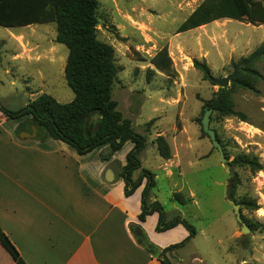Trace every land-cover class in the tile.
<instances>
[{
  "label": "rangeland",
  "instance_id": "1",
  "mask_svg": "<svg viewBox=\"0 0 264 264\" xmlns=\"http://www.w3.org/2000/svg\"><path fill=\"white\" fill-rule=\"evenodd\" d=\"M203 1L99 0L98 37L115 51L119 71L112 97L134 131L147 139L139 157L142 169L155 174L151 197H158L167 221L180 216L196 229L193 239L174 255L167 254L169 260L173 264H264V58L254 64L262 76L254 80V90L233 83L227 87L235 110L247 120L211 113L210 127L229 154L226 162L201 125L205 103L219 87L193 64L195 59L205 61L215 78L231 75L241 58L264 44V25L221 19L176 34ZM56 36L55 23L0 26L3 106L19 110L43 93L60 103L74 99L65 78L69 50L56 42ZM165 46L173 62L169 74L150 62ZM19 126L22 134H32L34 126L27 119L19 120ZM20 132L17 137H22ZM5 133L7 124L0 126L2 141ZM159 136L170 146L173 176L166 175L163 165L167 162L157 153ZM3 147L0 142V151ZM238 156L256 157L263 170L231 168L229 162ZM234 172L239 185L231 192L229 181ZM179 192L188 199L184 205L172 199ZM227 199L240 205L249 232L242 233Z\"/></svg>",
  "mask_w": 264,
  "mask_h": 264
},
{
  "label": "trees",
  "instance_id": "2",
  "mask_svg": "<svg viewBox=\"0 0 264 264\" xmlns=\"http://www.w3.org/2000/svg\"><path fill=\"white\" fill-rule=\"evenodd\" d=\"M99 6V0H0L1 27L21 28L34 24H56V42L65 45L69 50L65 78L75 95L71 102L60 103L51 95L43 93L19 110H10L0 102V112L7 120L27 119L28 123L37 128V140L51 138L65 142L75 148L80 155L108 146L109 153L102 156L103 159H107L121 150L127 142H131L133 148L127 154V163L122 168L120 177L125 182L127 197L145 181L140 222L157 212L158 232L181 224L188 230L189 236L180 243L161 248L151 241L140 224L132 223L131 231L148 253L157 256L163 264H173L167 254L182 248L193 239L196 236V229L180 216L167 221L163 205L158 201H150L151 191L155 186V174L142 169L139 157L147 146V139L134 131L131 120L123 116L118 109V102L112 97L119 69L114 48L98 37ZM221 19L264 25V0H204L178 27L176 34ZM261 58H264V44L249 56L240 59L237 65H240L239 71L233 86L240 85L242 88L254 90V80L262 79L254 64ZM150 62L159 71L168 74L173 71V62L167 46L159 50ZM193 64L208 78L210 69L205 61L195 59ZM205 106L212 108L222 118L237 116L242 121L247 120L243 113L235 110L231 90L228 88H219ZM151 123L152 121L149 122ZM22 126H18L17 134L22 130ZM217 139L224 151L225 145L218 134ZM157 145L161 157L170 160L172 158L170 146L163 136L158 137ZM224 153L227 159L229 154L227 151ZM229 166L249 168L254 173L263 170L256 157L238 156L229 162ZM137 170H140V174L134 179ZM238 185L239 177L234 172L229 181L230 191L233 192ZM172 199L182 205L188 202L180 192L174 193ZM0 241L15 264H26L1 226Z\"/></svg>",
  "mask_w": 264,
  "mask_h": 264
},
{
  "label": "crops",
  "instance_id": "3",
  "mask_svg": "<svg viewBox=\"0 0 264 264\" xmlns=\"http://www.w3.org/2000/svg\"><path fill=\"white\" fill-rule=\"evenodd\" d=\"M5 124L0 226L26 264H163L139 244L130 225L140 224L161 248L189 236L181 224L158 232L157 212L140 222L145 181L127 197L120 177L131 142L103 159L108 146L80 155L59 140L17 137L19 120H7L0 112V126ZM165 161L166 175L173 176L172 159ZM139 174L137 170L134 179ZM0 264H15L1 241Z\"/></svg>",
  "mask_w": 264,
  "mask_h": 264
},
{
  "label": "water",
  "instance_id": "4",
  "mask_svg": "<svg viewBox=\"0 0 264 264\" xmlns=\"http://www.w3.org/2000/svg\"><path fill=\"white\" fill-rule=\"evenodd\" d=\"M238 70H239V66L235 67L234 72L227 77L215 78L211 74H209L208 78L210 79L212 83L217 85L219 88H227L231 83L234 82ZM212 112H213V109L210 108L209 106L205 108V113L201 120L202 130L205 134H207L210 137L213 145L218 148L222 162H226L227 159L225 157L222 144L217 139L216 131L210 127ZM35 137H37V128L35 126L32 129V134L24 133V135H22V138H35ZM227 201L228 203L232 205L236 219L241 224L242 233L249 232V229L246 223L243 221L241 217L240 205L235 203V201H233L232 199H227Z\"/></svg>",
  "mask_w": 264,
  "mask_h": 264
}]
</instances>
